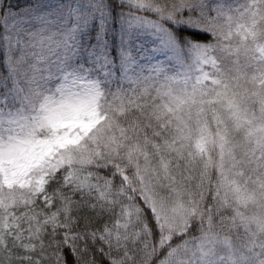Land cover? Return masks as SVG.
Segmentation results:
<instances>
[{
	"label": "snow or ice",
	"instance_id": "snow-or-ice-1",
	"mask_svg": "<svg viewBox=\"0 0 264 264\" xmlns=\"http://www.w3.org/2000/svg\"><path fill=\"white\" fill-rule=\"evenodd\" d=\"M0 264H264V0H0Z\"/></svg>",
	"mask_w": 264,
	"mask_h": 264
}]
</instances>
